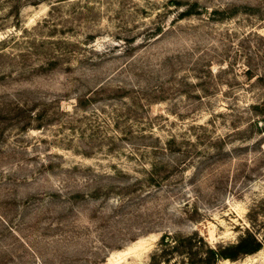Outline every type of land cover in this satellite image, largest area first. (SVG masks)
<instances>
[{"label": "rangeland", "instance_id": "1", "mask_svg": "<svg viewBox=\"0 0 264 264\" xmlns=\"http://www.w3.org/2000/svg\"><path fill=\"white\" fill-rule=\"evenodd\" d=\"M252 33L264 0H0V264L264 237ZM204 241L166 257L205 264ZM215 264H264V247Z\"/></svg>", "mask_w": 264, "mask_h": 264}, {"label": "trees", "instance_id": "2", "mask_svg": "<svg viewBox=\"0 0 264 264\" xmlns=\"http://www.w3.org/2000/svg\"><path fill=\"white\" fill-rule=\"evenodd\" d=\"M253 37V50L250 57V65L248 66L247 73L251 78H259L264 80V34L252 33ZM262 69H258V67ZM260 72L255 73V71ZM264 103H257L254 105L255 108L262 109ZM264 109V108H263ZM264 208V201L262 203ZM161 243L165 245L159 252L152 254V261L150 264H161L163 261L167 264H178L176 261H172L166 257V254L172 251H182L186 249L189 254L198 253V249L194 248L197 240L201 241L202 237L198 235H190L182 238L180 235L163 234ZM206 242V241H204ZM206 251L201 255V260L205 264H215L220 259H231L236 260L242 255H248L261 250L264 247V237L260 236L259 233L251 227H247L238 237L236 242L229 244H222L219 246H212L209 243ZM162 258H165L161 261Z\"/></svg>", "mask_w": 264, "mask_h": 264}, {"label": "bare ground", "instance_id": "3", "mask_svg": "<svg viewBox=\"0 0 264 264\" xmlns=\"http://www.w3.org/2000/svg\"><path fill=\"white\" fill-rule=\"evenodd\" d=\"M126 254V252H123V254L121 255V257L119 258H117V261H121V259H122V257L124 256ZM115 258H116V256H115Z\"/></svg>", "mask_w": 264, "mask_h": 264}]
</instances>
